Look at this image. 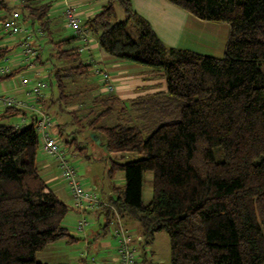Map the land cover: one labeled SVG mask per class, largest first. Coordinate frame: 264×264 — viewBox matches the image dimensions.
<instances>
[{
  "label": "trees",
  "instance_id": "trees-1",
  "mask_svg": "<svg viewBox=\"0 0 264 264\" xmlns=\"http://www.w3.org/2000/svg\"><path fill=\"white\" fill-rule=\"evenodd\" d=\"M168 1L201 20L228 24L221 57L166 45L130 0H109L83 23L106 54L164 79L157 93L92 98L104 110L90 131L105 151L123 154L108 170L110 178L123 172V187L113 186V205L103 208L113 212L115 230L126 227L121 218L137 222L143 244L166 233L170 264H264V0ZM114 2L124 19L117 20ZM47 8L32 10L42 26ZM59 54L76 62L55 72L67 104L73 96L61 78L88 74L91 65L74 50ZM116 110L115 123L98 125ZM23 124L0 123V264H48L36 261V252L73 239L63 225L68 206L39 175L33 118ZM147 172L152 198L144 203Z\"/></svg>",
  "mask_w": 264,
  "mask_h": 264
},
{
  "label": "crops",
  "instance_id": "crops-1",
  "mask_svg": "<svg viewBox=\"0 0 264 264\" xmlns=\"http://www.w3.org/2000/svg\"><path fill=\"white\" fill-rule=\"evenodd\" d=\"M108 1L109 0H0V24L2 19L12 11H18L23 21L30 24V31L33 32L32 39H34L33 47L37 52L34 58L36 68L31 69L27 66L22 49H20V38L10 37L4 34L0 25V64L4 61H9L10 72L17 73L24 69L26 72H31L30 74L33 73L34 76L46 77L47 74V77L58 79L55 72L61 68L59 66L62 65V63H69L67 67L76 64L74 61L66 60L67 58L65 55L60 56L59 51L74 50L76 54L74 57L80 59L84 64L91 65L90 72H93L92 74L102 73L103 75V86L101 85L97 91L94 90V96L98 94H114L122 100H129L144 94L157 93V91L164 89V79L159 78L161 73L134 63H124L118 60V58H113L102 51L98 46L97 36L95 34L91 33L87 39H83L79 34L66 26L64 11L68 5H73L75 7L80 22L83 25L87 19L100 11ZM130 3L132 9L150 23L156 35L166 45L168 44V46L171 47L191 50L202 55L214 57H221L223 55L222 53H224L228 36V27L224 25V23L201 20L179 6L170 3L168 0H130ZM116 4L119 5L117 2H114V7ZM40 5L48 6L43 17L45 20L44 26L40 25L34 19L35 16L34 13H32V10H35ZM36 25L39 27L35 29ZM66 29L71 32L68 33ZM102 71L106 72L107 76H105ZM136 76H139L143 81L135 79L137 78ZM117 80L119 81L118 84L116 83ZM113 82H115V84ZM108 85L112 86V91L108 90ZM27 97L30 96L27 94ZM51 98L52 97L43 98L40 105L48 110L52 119L54 118L55 126L53 127V132L60 138V135L65 131L66 124L68 123L65 118V113H67V111L60 108L55 112H51V108L56 105L55 101ZM6 108L9 107L0 105L1 123L9 121L8 117L12 116H15V120L9 123L14 126L17 124L20 125L23 118V125L31 123V116H29L28 119V115L25 113L26 110L21 114L18 113V115H14L12 113L13 111L5 113L7 110ZM1 109L3 110L1 111ZM39 151L40 156L37 155L39 175L45 180L47 187L58 196L55 188L56 184L51 183L53 179L63 181L61 174H59L60 172L58 171L57 164L54 160L47 157L42 150L39 149ZM109 154H112L114 158L118 154L120 156L118 152H109ZM54 171H58L57 176L53 173ZM119 187L122 188L123 185ZM107 191L106 195L100 197L104 204L98 209H101L100 212H103L105 215L104 223L107 224V229L110 228L111 224L113 225L114 234L115 227L114 223H112L114 221V214L112 211L103 208L113 205L109 202L110 196L115 192L111 184L108 185ZM74 210L76 211V209ZM75 213L77 214V211ZM121 219L125 222L126 227L130 229V232L131 225L137 224L136 226L139 227L137 238H134L135 243L138 242V244L140 243V245L143 246L152 242L148 244L141 243V229L139 224L133 220ZM91 232L93 234L92 241H89V236H87V234L88 240L84 243V249L79 251L80 254L77 252V256L73 254L69 256L71 254L70 252L69 255L65 254L64 257H56L53 262L49 263L46 261L42 263L72 264L75 262L76 258H78L79 264H118L116 248L117 239L114 244L111 238L105 240V238L108 237L107 234L93 230ZM71 235L73 237L72 240H75L74 235ZM83 236L85 235H82V237ZM94 237H102L99 248L101 254L99 255L95 253V247L93 246L95 244L94 241L97 239H93ZM90 253L97 254V256L95 258L89 257ZM139 257L140 255L138 254V259ZM136 264H146V261L142 259L141 262L138 261Z\"/></svg>",
  "mask_w": 264,
  "mask_h": 264
},
{
  "label": "rangeland",
  "instance_id": "rangeland-1",
  "mask_svg": "<svg viewBox=\"0 0 264 264\" xmlns=\"http://www.w3.org/2000/svg\"><path fill=\"white\" fill-rule=\"evenodd\" d=\"M115 7L117 20L124 19V13L121 7L117 4L115 5ZM224 25L228 27V24L224 23ZM38 27L39 26L36 25L35 29ZM70 32L71 31H68V33ZM31 43L32 45L34 44V39H31ZM123 62L129 63L127 61ZM2 63L10 65L9 61H4ZM68 65L69 63H62V65H60L59 67H61L60 69H62L64 67H67ZM87 72L88 74L68 80L64 77L61 78V82L65 85V94H70L71 96H73L71 100H68L67 104H65L64 97L59 98V88L57 86L58 79L49 76L47 77L46 74V77H42L48 83V87L43 91V98L45 99L48 97H52L51 99L55 101L56 105L51 108V112H55L60 108L67 111V113H65V118L67 119L68 123L66 124L65 131H63L62 135H60L61 144L63 146L62 149H64L65 151L67 160L75 166L82 185L87 187L96 186V192L101 197L106 195V193L108 192L107 187L110 184L112 185V188L113 186L122 187L124 183L123 172H121L120 170L114 171L115 173L113 174V177L110 178L108 170L111 159L118 160L123 154L120 153V156L119 154H115L117 156H115L114 158L112 154H109L107 151L104 150V147L102 148L101 144L98 143L95 139V132L90 131L88 127L89 122L92 121L93 118H96V116L104 110V105H95V103H92V98L94 97V90L97 91L99 87H101V85L103 84L102 73L92 74L93 72H90V70ZM89 72L91 74H89ZM11 73L12 74H10L9 76H3L2 78H0V94L15 96L17 97V99H20L26 102L27 104H32L33 101H30L32 100L31 97H27V92L31 89V86L33 84L32 80L34 74H30L31 72H26L24 69L18 71L17 73ZM22 77H28L30 79V83H28L27 85H22ZM136 77L137 78L135 79H140L143 81V79L139 78V76ZM159 78L161 79L162 76H159ZM118 82L119 81L117 80L116 83L118 84ZM113 83L115 84V82ZM117 108H119V106H117ZM2 110L3 109H1V111ZM68 111L73 112L75 117L72 113H69ZM25 112L28 115L29 119L31 112H29V110H26ZM88 113L91 115H89ZM83 116L85 117L83 118ZM118 116L119 114L116 110L115 114H111L110 116L101 119V121H98L97 123L98 125H107V123L113 124L115 123V119ZM120 116H122V114ZM8 118L9 121H5V124H11L9 122L15 120V116ZM37 155L40 156V151H38ZM125 155L129 156V154ZM57 172H53L55 176L58 175ZM151 179L152 174L150 172L144 174V180L142 183V200L144 203H148L152 198V185L150 183ZM51 183L56 184L55 188L59 199H61L68 206V211L64 219L63 225L67 227L70 234L74 235L75 240L68 241L64 238L57 240V243L50 244L46 246L43 250L36 252V261H47L50 263L53 262L56 257H64L65 254L69 255L70 252L71 254L69 256H72V254L77 256V252L78 254H80L79 251H82L84 249V243L86 240H88L87 236H89V241H92V230L107 234L108 237H106L105 240L111 238V241L115 244L116 239L112 235L113 225L111 224L109 229L105 227V215L103 212H100L101 209L92 210V212L85 211L83 215L78 212L76 214V211L74 210L73 206V200L71 199V196L67 191V187H65V183L59 179H53ZM113 196H115V192L113 193ZM81 216L85 217L88 224L85 227L84 231H78L76 228V223L78 222L79 217ZM136 225L137 224L130 226L131 233L135 239L137 238V233L139 229V227ZM82 235L85 236L82 237ZM96 238L97 237H94L93 239ZM101 239L102 237H98L94 241L95 244L93 245L95 247V253H98V255L101 254V251L99 249ZM168 245L169 238L167 234L163 231L155 233L154 239L148 245L142 246L140 245V243L138 244V242H136L135 246L137 248L138 254L140 255L138 261L141 262L142 259H145L146 264H170V247ZM96 256L97 254L94 253H90L89 255V257L93 258H95ZM72 264H79L78 258H76L75 262H73Z\"/></svg>",
  "mask_w": 264,
  "mask_h": 264
},
{
  "label": "built area",
  "instance_id": "built-area-1",
  "mask_svg": "<svg viewBox=\"0 0 264 264\" xmlns=\"http://www.w3.org/2000/svg\"><path fill=\"white\" fill-rule=\"evenodd\" d=\"M64 18L67 26L75 33L79 34L83 39H87L91 35V31L83 26L80 22V18L73 5H68L64 11ZM1 29L4 34L10 37L20 38L19 46L22 49L24 60L27 62L29 68H36L34 58L36 56V49H34L31 39L32 32L30 31V24L23 21L18 11H12L9 15L4 17L1 21ZM103 72V71H102ZM10 73L9 65L0 64V76ZM105 76L106 72H103ZM33 84L27 94L31 97L33 103L27 104L26 102L17 99L15 96H9L0 94V105L3 107H13L17 109L29 110L31 112V118H33L34 125L36 126L40 150L54 160L57 164L58 171L61 174V178L67 187V191L73 200V206L82 215L85 211H92L99 208L104 202L96 192V186L87 187L83 186L77 170L66 158L65 151L61 144V140L53 132L55 122L52 117L44 111L40 105L43 100V91L48 87L47 81L39 76L33 77ZM30 83L28 77L21 78V84L27 85ZM109 91H112V86H107ZM26 113V112H25ZM21 123H24V118ZM18 127L19 125H15ZM78 231H84L88 225L85 217H79L76 223ZM132 233L125 226H120L115 230V236L117 237V254L118 264H136L138 260V252L135 246Z\"/></svg>",
  "mask_w": 264,
  "mask_h": 264
},
{
  "label": "water",
  "instance_id": "water-1",
  "mask_svg": "<svg viewBox=\"0 0 264 264\" xmlns=\"http://www.w3.org/2000/svg\"><path fill=\"white\" fill-rule=\"evenodd\" d=\"M95 139L97 140L98 143H100L103 146V144L100 142V139H98L96 137H95ZM103 147L105 148V146H103Z\"/></svg>",
  "mask_w": 264,
  "mask_h": 264
}]
</instances>
